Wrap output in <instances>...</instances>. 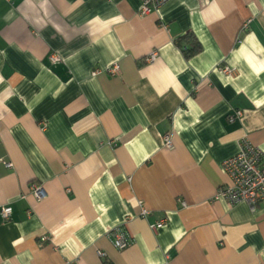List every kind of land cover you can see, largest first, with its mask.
Masks as SVG:
<instances>
[{"label":"crops","instance_id":"0c3cea01","mask_svg":"<svg viewBox=\"0 0 264 264\" xmlns=\"http://www.w3.org/2000/svg\"><path fill=\"white\" fill-rule=\"evenodd\" d=\"M139 8L0 0V264H264V200L214 199L240 140L264 151V0ZM187 34L201 47L190 57Z\"/></svg>","mask_w":264,"mask_h":264},{"label":"built area","instance_id":"2783aa9c","mask_svg":"<svg viewBox=\"0 0 264 264\" xmlns=\"http://www.w3.org/2000/svg\"><path fill=\"white\" fill-rule=\"evenodd\" d=\"M171 0H140V8L138 11L139 16H145L152 12L158 11L161 7L169 3ZM156 59V53L153 52L147 58H145V63L150 64ZM48 60L51 64L59 63L61 58L55 54L51 53L48 56ZM221 72L226 75H230L231 69L228 67L220 68ZM109 74L116 75L119 73V67L117 64L105 68ZM101 72L100 69H95L92 75H97ZM244 116L243 112L239 109L233 111V113L227 116V121L229 123L234 122L237 119H242ZM163 146L164 148L171 150L173 144L171 137L166 134L163 136ZM0 162L2 160L0 159ZM7 168L11 167L10 163H5ZM222 170L228 177V183L225 186L220 187L214 196V199H223L229 205H237L240 203L246 204L251 211H254L257 205L264 200V151L250 144V142L243 138L239 142V149L235 155L226 159L222 163ZM29 194H31L36 200H43L46 194L42 186L36 183L29 184L28 188ZM185 206V203H181ZM140 212L139 216L141 218H147L150 212L139 204ZM12 213L10 206H4L1 209V216L4 220H8ZM165 220H160L151 228L154 230L161 229L164 226ZM109 238L113 247L117 251L125 250L131 243V240L127 237L122 228H117L109 233ZM47 237H42L41 242H45ZM99 257L104 256L103 252L97 253ZM70 264V263H66Z\"/></svg>","mask_w":264,"mask_h":264},{"label":"trees","instance_id":"16d2710c","mask_svg":"<svg viewBox=\"0 0 264 264\" xmlns=\"http://www.w3.org/2000/svg\"><path fill=\"white\" fill-rule=\"evenodd\" d=\"M177 45L181 48L186 57H190L200 51V44L192 34H187L177 41Z\"/></svg>","mask_w":264,"mask_h":264}]
</instances>
